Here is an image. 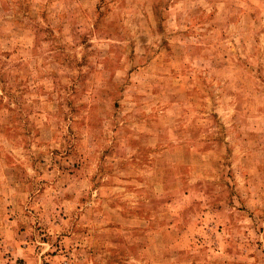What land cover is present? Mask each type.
I'll return each instance as SVG.
<instances>
[{
    "label": "rangeland",
    "instance_id": "rangeland-1",
    "mask_svg": "<svg viewBox=\"0 0 264 264\" xmlns=\"http://www.w3.org/2000/svg\"><path fill=\"white\" fill-rule=\"evenodd\" d=\"M0 264H264V0H0Z\"/></svg>",
    "mask_w": 264,
    "mask_h": 264
}]
</instances>
